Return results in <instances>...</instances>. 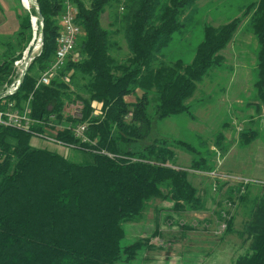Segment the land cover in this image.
Returning <instances> with one entry per match:
<instances>
[{
    "label": "trees",
    "instance_id": "1",
    "mask_svg": "<svg viewBox=\"0 0 264 264\" xmlns=\"http://www.w3.org/2000/svg\"><path fill=\"white\" fill-rule=\"evenodd\" d=\"M36 1L38 10L32 6L25 15L17 13L19 30L13 36H0V108L13 103L40 121L28 130L0 127V264L128 263L150 247V240L123 246L124 224L138 219L152 200L169 199L175 211L205 207L189 175L212 172V157L176 141L193 156L188 168H179L169 141L151 136L153 122L181 114L194 118L198 84L222 67L221 52L234 42L243 20L258 52L253 97L241 119L237 116L242 124L237 142L245 146L258 138L253 126L264 111V0L248 3L240 17L225 24H205L190 63L170 61L163 50L199 0H72L82 30L78 57L67 59L48 84L38 81L55 60L64 5L63 0ZM39 15L41 51L18 89L5 94L16 81L15 61L33 40L31 18ZM78 124L87 125L89 142L72 132ZM224 126L215 139L221 158L228 153V133H236ZM36 136L73 145L83 153L81 160L33 146ZM223 187L225 206L246 207L237 235L247 246L232 264H264V183L229 186L216 180V189ZM225 206L216 214L230 232L234 217Z\"/></svg>",
    "mask_w": 264,
    "mask_h": 264
},
{
    "label": "rangeland",
    "instance_id": "2",
    "mask_svg": "<svg viewBox=\"0 0 264 264\" xmlns=\"http://www.w3.org/2000/svg\"><path fill=\"white\" fill-rule=\"evenodd\" d=\"M13 1L14 7L2 15L4 22L1 24L0 36L3 32L6 37L13 36L19 30L17 13L25 15V12H29L20 0ZM252 1L256 0L197 1L186 11L182 20L184 28L173 35L172 42L163 50L164 56L170 61L181 59L190 63L203 39L204 25L219 26L240 17L246 5ZM102 24L108 27L106 15L102 17ZM37 26V37L30 46L31 52L40 38L38 32L41 26ZM248 27V21L243 20L234 42L221 52L225 57L222 67L212 69L198 84L191 103L194 118L181 114L153 122L151 136L169 141L170 147L176 152L179 168H188L193 158L176 145V141L182 140L193 145L199 151V156L212 157V172L264 182V116L254 121L253 127L259 132L256 140L245 146L237 142L241 124L237 116H241L240 112L246 103L252 100L256 80L258 45ZM120 42L126 50L125 40L121 38ZM16 75L15 80L20 70H16ZM67 110L73 111L74 107ZM225 124L229 125L228 129H236V133H228L225 141L228 153L221 158L215 139L226 129ZM31 144L53 150L75 162L80 161L83 155L80 150L40 137H33ZM189 180L202 197L204 209L199 212L175 211L169 199L152 200L138 219L124 224L125 237L121 243L128 246L139 239H149L150 247L141 249L134 260L118 264H232L233 259L247 246L237 235L246 219V207H241L238 202L225 206V187L216 189V180L226 182L229 186L235 183L199 172L190 174ZM254 196L252 192L250 198ZM222 205L234 217L230 232L227 228L222 229L224 223L218 220L216 214Z\"/></svg>",
    "mask_w": 264,
    "mask_h": 264
},
{
    "label": "built area",
    "instance_id": "3",
    "mask_svg": "<svg viewBox=\"0 0 264 264\" xmlns=\"http://www.w3.org/2000/svg\"><path fill=\"white\" fill-rule=\"evenodd\" d=\"M63 5L64 11L61 16L60 22L62 31L58 40V47L55 55V60L52 65L42 74L40 80L38 81V84H48L56 76L57 71L65 64V61L67 59H76L78 57V53L76 52L75 48L82 30L81 27L76 23L77 8L72 0H63ZM35 33L36 34H33V40L31 41L29 47H27V49L23 52L21 58L15 61L14 63L16 70H20V75L26 66L27 58L30 57L31 62V60H33L35 56L34 54H36L42 48V43L40 42L39 38L37 45L34 48V51H30V46L35 42L37 37V32ZM18 86L19 79L9 85L4 93L13 94L18 89ZM37 122L39 123L40 121L30 117L28 108H26L24 111L14 109L13 103H9L6 107L0 108V127H13L28 130L34 123ZM71 130L77 138L81 139L82 142H89V139L86 137V124H78ZM40 138H44L51 143L65 145L68 148L75 149L73 145H68L64 142L57 141L51 137ZM208 174L214 177H219L223 180H229L231 182H234L235 184H240L243 186L253 183H264L262 181L248 179L237 175H228L220 173L216 174L214 172ZM225 228H227V225L224 223L222 225V229Z\"/></svg>",
    "mask_w": 264,
    "mask_h": 264
},
{
    "label": "water",
    "instance_id": "4",
    "mask_svg": "<svg viewBox=\"0 0 264 264\" xmlns=\"http://www.w3.org/2000/svg\"><path fill=\"white\" fill-rule=\"evenodd\" d=\"M32 1H33V6H35L36 9L38 10V7H37V1H36V0H32ZM22 2H23V0H21V4H22ZM36 19H37V21H38V20L42 21V16L39 15V17L36 18ZM31 21H32V20H31ZM39 31H40V42L43 44L42 26H41V28H40ZM35 32H36V31L34 30V34H36ZM31 61H32V60H31ZM30 63H31V62H30V57H28V58H27V62H26V66H25L24 70L22 71V73H21V75H20V77H19V85L22 83V81H23V79H24V77H25L26 71H27V69H28Z\"/></svg>",
    "mask_w": 264,
    "mask_h": 264
},
{
    "label": "crops",
    "instance_id": "5",
    "mask_svg": "<svg viewBox=\"0 0 264 264\" xmlns=\"http://www.w3.org/2000/svg\"><path fill=\"white\" fill-rule=\"evenodd\" d=\"M13 7H14V1L13 0H0V14H1V16H0V28H2L1 24L4 22V18L2 17V15L6 11L10 10ZM4 34L5 33L3 32L2 36H6ZM241 102L242 101H239V103H241ZM263 116H264V113H263Z\"/></svg>",
    "mask_w": 264,
    "mask_h": 264
},
{
    "label": "bare ground",
    "instance_id": "6",
    "mask_svg": "<svg viewBox=\"0 0 264 264\" xmlns=\"http://www.w3.org/2000/svg\"><path fill=\"white\" fill-rule=\"evenodd\" d=\"M22 6L27 10V11H30L31 10V7H32V0H23L22 2ZM37 17H32V25H33V28L34 30L36 31L38 26H37Z\"/></svg>",
    "mask_w": 264,
    "mask_h": 264
}]
</instances>
